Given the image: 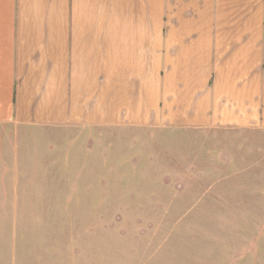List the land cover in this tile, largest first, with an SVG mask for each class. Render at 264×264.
<instances>
[{"label": "rangeland", "instance_id": "obj_1", "mask_svg": "<svg viewBox=\"0 0 264 264\" xmlns=\"http://www.w3.org/2000/svg\"><path fill=\"white\" fill-rule=\"evenodd\" d=\"M0 160V264H264L263 130L13 123Z\"/></svg>", "mask_w": 264, "mask_h": 264}, {"label": "crops", "instance_id": "obj_2", "mask_svg": "<svg viewBox=\"0 0 264 264\" xmlns=\"http://www.w3.org/2000/svg\"><path fill=\"white\" fill-rule=\"evenodd\" d=\"M13 123L264 131V0H0Z\"/></svg>", "mask_w": 264, "mask_h": 264}]
</instances>
